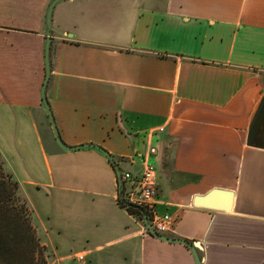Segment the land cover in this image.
I'll return each instance as SVG.
<instances>
[{"label": "crops", "instance_id": "crops-1", "mask_svg": "<svg viewBox=\"0 0 264 264\" xmlns=\"http://www.w3.org/2000/svg\"><path fill=\"white\" fill-rule=\"evenodd\" d=\"M51 1L0 0V152L48 264H195L119 203L118 171L148 163L167 236L194 243L202 264H264V0L55 5L54 122L67 146L114 162L57 142L42 100ZM215 188L234 191L231 210L195 205ZM48 197L63 228L46 219Z\"/></svg>", "mask_w": 264, "mask_h": 264}, {"label": "trees", "instance_id": "trees-1", "mask_svg": "<svg viewBox=\"0 0 264 264\" xmlns=\"http://www.w3.org/2000/svg\"><path fill=\"white\" fill-rule=\"evenodd\" d=\"M119 199L131 214L143 216V208ZM44 250L19 184L0 159V264H48Z\"/></svg>", "mask_w": 264, "mask_h": 264}, {"label": "water", "instance_id": "water-1", "mask_svg": "<svg viewBox=\"0 0 264 264\" xmlns=\"http://www.w3.org/2000/svg\"><path fill=\"white\" fill-rule=\"evenodd\" d=\"M62 0H52L51 3L48 6L47 9V13H46V39H45V49H44V56H45V70H46V74H45V79H44V83L42 86V100H43V104L50 116L51 122H52V126H53V130H54V134L56 136L57 142L66 149H78V148H93L96 149L100 152H102L103 154H105L106 156H108L110 158L111 161H115L114 158L112 157V155L108 154L103 148H101L100 146L94 145V144H83V145H79V146H67L61 136L60 133L58 131V128L54 122V118L48 103V99L46 96V88H47V84H48V80L50 77V70H51V63H50V47H51V42H52V30H51V22H52V13L54 10L55 5L60 2ZM118 180L120 183V189L122 187V177H121V172L118 171ZM219 196H225L227 198V201L224 204H218L217 203V197ZM233 199H234V191L232 190H226V189H219V188H215L212 189L208 194L204 195V196H197L195 198V205L197 206H202V207H206V208H213V209H219V210H231L232 209V203H233ZM144 221H145V226H146V230L148 231L149 234L155 236L156 238H158L159 240L162 241H166V242H173V243H181V244H186V246L189 247L190 251L192 252L195 264H202V261L200 259V256L197 252V247L194 243H191L183 238H174V237H170L167 236L166 234H160L158 233L156 230L153 229V227L151 226L148 216L146 215V213L144 212Z\"/></svg>", "mask_w": 264, "mask_h": 264}, {"label": "built area", "instance_id": "built-area-1", "mask_svg": "<svg viewBox=\"0 0 264 264\" xmlns=\"http://www.w3.org/2000/svg\"><path fill=\"white\" fill-rule=\"evenodd\" d=\"M121 198L127 204L143 208L154 230L166 234L172 229V218L157 211V172L155 166L148 163L142 174L134 177L131 172H122ZM83 260V256H79Z\"/></svg>", "mask_w": 264, "mask_h": 264}, {"label": "rangeland", "instance_id": "rangeland-1", "mask_svg": "<svg viewBox=\"0 0 264 264\" xmlns=\"http://www.w3.org/2000/svg\"><path fill=\"white\" fill-rule=\"evenodd\" d=\"M3 121L4 120L0 119V133H2V134L5 133V125H2ZM0 159L3 161V165H4V168L6 169V171L8 173H10L7 170L8 169V166H6V163H5V161H4V159H3L2 155H1V152H0ZM33 200L35 201L36 205H38V203L40 202L41 198L38 200L37 196H35V198H33ZM48 200H49V204H48V207H47L48 208V217H46L47 221L49 220V222H54V225H58L59 224L60 227L63 228V226L66 223H68V222H66V220L64 218V214L59 211V206L57 205L58 204L57 202L54 205V202L52 201V198L51 197H48ZM60 206H61V211H62V204ZM55 207H56V209H55ZM28 209H29V207H28ZM29 212H30V215H31V218H32V213H31V210L30 209H29ZM59 212H60V214H59ZM41 214H43V211H42ZM36 223H37V221H36ZM51 224L53 225V223H51ZM37 235H38V233H37ZM40 241H42L41 238H40ZM41 244H42V242H41ZM44 246H45L44 256H45V259L47 260V263L48 262L55 261L56 254L54 252L50 251V249L47 248L46 245H44ZM74 258L76 259L75 256H74Z\"/></svg>", "mask_w": 264, "mask_h": 264}]
</instances>
